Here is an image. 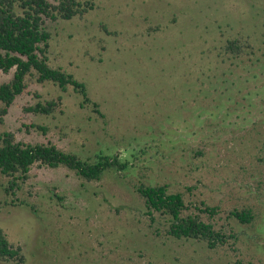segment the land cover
I'll list each match as a JSON object with an SVG mask.
<instances>
[{"label": "rangeland", "instance_id": "rangeland-1", "mask_svg": "<svg viewBox=\"0 0 264 264\" xmlns=\"http://www.w3.org/2000/svg\"><path fill=\"white\" fill-rule=\"evenodd\" d=\"M90 1L95 9L83 18L46 21L48 57L87 85L105 118L81 108L73 88L64 93L29 79L0 134L51 142L85 159L102 152L123 158L127 150L134 167L87 182L65 168L35 166L16 196L0 174V227L22 249L23 264H264V124L219 110L223 91L249 65L222 57V48L251 38L262 59L264 0ZM13 76L0 71V84ZM58 98L51 116L25 111ZM141 184L168 185L188 203L218 206L210 221L239 240L210 251L168 237L166 219L157 215L151 225L145 215ZM245 207L254 210L253 225L229 218Z\"/></svg>", "mask_w": 264, "mask_h": 264}, {"label": "trees", "instance_id": "trees-1", "mask_svg": "<svg viewBox=\"0 0 264 264\" xmlns=\"http://www.w3.org/2000/svg\"><path fill=\"white\" fill-rule=\"evenodd\" d=\"M95 9L90 1L80 0H0V71L9 74L14 70L11 81L0 84V123L4 122L9 109L17 98L28 90V80L38 84H53L66 93L70 88L81 97V108H89L94 114L105 118L100 105L94 102L87 85L61 68L50 65L48 53L51 33L46 21H71L83 18ZM109 36L115 32L102 26ZM222 57H227L237 64H249L238 83H232L222 94L219 110L227 117L242 115L250 117L251 125L264 124V54L257 57L259 51L251 38L237 37L227 40L222 48ZM223 60L225 61V59ZM252 89L256 90L252 92ZM35 97L41 98L38 94ZM61 105V98L50 101H38L25 108L35 115L51 116ZM245 121V120H244ZM260 122V124H259ZM32 127L47 133L48 128L39 125ZM262 151L264 152V142ZM121 158L120 153H103L95 159H85L80 155L60 149L49 143H25L18 141L12 132L0 134V174L8 179L6 193L16 196L29 178L35 166L49 169L65 168L74 172L87 182H99L110 171L127 172L134 167L132 159L135 154L130 151ZM264 162V160H263ZM136 192L144 201L145 215L151 225L157 222L159 215L166 219V235L176 240L197 241L207 246L210 251H217L235 244L237 234H228L218 229L210 220L219 215L218 206L211 207L205 202L200 205L188 203L185 195L171 192L168 185L141 184ZM192 210L196 211L192 212ZM204 215H207L208 221ZM241 225H253L256 220L254 210L250 207L235 209L229 213ZM0 261L23 264L25 256L22 249L13 245L0 227Z\"/></svg>", "mask_w": 264, "mask_h": 264}]
</instances>
